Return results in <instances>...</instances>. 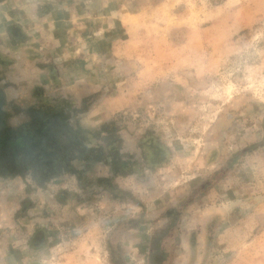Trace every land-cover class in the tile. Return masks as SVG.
I'll use <instances>...</instances> for the list:
<instances>
[{
    "label": "rangeland",
    "instance_id": "rangeland-1",
    "mask_svg": "<svg viewBox=\"0 0 264 264\" xmlns=\"http://www.w3.org/2000/svg\"><path fill=\"white\" fill-rule=\"evenodd\" d=\"M75 2L79 67L0 44V90L14 126V106L64 110L94 165L18 182L0 167L20 194L0 264H264V0ZM92 110L108 119L84 127Z\"/></svg>",
    "mask_w": 264,
    "mask_h": 264
},
{
    "label": "crops",
    "instance_id": "crops-1",
    "mask_svg": "<svg viewBox=\"0 0 264 264\" xmlns=\"http://www.w3.org/2000/svg\"><path fill=\"white\" fill-rule=\"evenodd\" d=\"M77 5L78 3H76L75 0H66L62 2L58 0H0V44L4 45L11 53L19 50L26 53L32 49H36L44 55V58L52 59L55 63L63 61L64 64L60 65L61 68L62 66L65 68L79 67L80 64L75 62V60H70L71 56L63 54L64 50L67 49H70L71 52L74 53H79L80 51L78 44L74 41V33L66 29L67 24L75 23L73 12L76 11ZM10 27L18 28L24 32V42L16 43V41H11L13 38H11L8 30ZM70 33L71 38L69 39ZM67 39L69 42L68 44H66ZM72 42L74 45H72ZM75 45H77V47ZM25 65L36 68L35 63L30 64V62H26ZM22 66L24 67V64ZM15 67H17V65H15ZM18 67L21 68V65ZM42 75L43 80L40 82V85L49 84V86H51L52 80L48 75L45 73ZM84 117V120H81V125L87 128L100 125L108 119L103 117L99 110H92ZM71 120L72 119H70L69 122H72ZM77 126L76 124H70V128L74 132L78 129L79 126ZM76 163H78V165L87 164L81 161ZM31 176H33V172L30 170L27 174L22 176L11 175L9 178H12L10 179L12 182H18L22 180V178L28 180ZM17 196L19 197L20 194L15 191L6 192L0 186V202H2V198L9 197V201L6 200L7 202H2L3 206L0 209V245L3 246V248L5 245L9 246V241H13L14 243V229H19L18 222L14 221V214L18 209ZM4 211L5 213L2 215L1 212ZM29 225L30 222L26 224L28 227ZM29 235L30 234H28V236ZM3 250L4 249L0 250V253L4 254V257H1V259L3 261H8L12 251L10 248L6 250V252Z\"/></svg>",
    "mask_w": 264,
    "mask_h": 264
},
{
    "label": "trees",
    "instance_id": "trees-1",
    "mask_svg": "<svg viewBox=\"0 0 264 264\" xmlns=\"http://www.w3.org/2000/svg\"><path fill=\"white\" fill-rule=\"evenodd\" d=\"M19 34V32L16 35L12 34V38ZM6 105L10 106L4 93L0 90V167H4L7 172L12 175L18 173L22 176L31 170L35 177L43 178L45 173L54 172V176H56L64 171L76 172L72 166L74 161L85 162L87 166L94 165L95 158L88 155V151L91 152L92 147L85 144L79 134L70 128L69 121H67L70 115L64 110V113L60 111L51 112V110H47L48 107L40 104L26 110L14 106V111L25 119L14 126L8 121L9 115L6 113ZM78 148L82 149L83 153L73 156V150L76 151ZM252 148L253 146H250L246 150L235 153L234 158L237 159L242 152H250ZM95 153L99 155V153ZM87 166L83 164L80 165V168L82 170ZM231 166L232 163L228 167ZM16 170L17 172H15ZM81 170L77 171L83 174ZM83 172H86V169ZM184 203L185 199L179 205H185ZM180 212L177 207H174L163 218L170 220L169 214L178 216ZM174 224L175 222H173L172 227L169 226L166 236L160 239V244L164 243L161 245L164 249L167 248L168 243L166 244V241L169 236L172 241L170 243L177 239Z\"/></svg>",
    "mask_w": 264,
    "mask_h": 264
}]
</instances>
